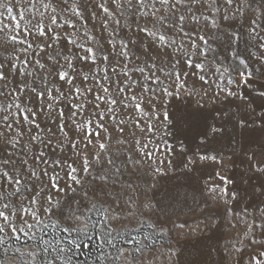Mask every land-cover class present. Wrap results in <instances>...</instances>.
<instances>
[{
    "label": "snow or ice",
    "instance_id": "1",
    "mask_svg": "<svg viewBox=\"0 0 264 264\" xmlns=\"http://www.w3.org/2000/svg\"><path fill=\"white\" fill-rule=\"evenodd\" d=\"M245 21L258 90L209 91ZM144 218L147 264H217L241 222L230 264H264V0H0V264H145Z\"/></svg>",
    "mask_w": 264,
    "mask_h": 264
},
{
    "label": "rangeland",
    "instance_id": "2",
    "mask_svg": "<svg viewBox=\"0 0 264 264\" xmlns=\"http://www.w3.org/2000/svg\"><path fill=\"white\" fill-rule=\"evenodd\" d=\"M27 19V17H26ZM5 23H12L14 24L15 21H5ZM123 23V22H122ZM23 25V22H21ZM97 29L99 22H96ZM79 27V25H77ZM89 27L91 28V24H89ZM237 31L240 33V40L238 45L235 46V52L236 56L235 58H232L230 56V53L232 51L231 47H229L228 42L226 40L221 41H213L212 42V48L214 51L209 54L208 60L213 61L215 63V67L219 68V72H217L215 75L212 74V71L209 70V68H205V80L208 81V84L205 85L206 88H208L209 91L212 90V88L215 86V83H219L221 80H224L226 82L227 78H233L236 79L239 77L240 72H247L251 71L253 69L256 70L255 76H256V82L250 83L247 87H242L239 89L241 93H244L248 96L249 99H251L252 96L255 95L256 90L259 88V69L261 67L260 64H256L254 62V56L259 55V51L254 46V42H251L248 37V28L246 26V21L243 27H238ZM118 39V38H117ZM222 45V47L220 46ZM6 54V53H3ZM225 57H229L225 59ZM195 59V58H193ZM240 60H244L245 63L249 65L248 69H244L243 66L239 63ZM227 69V71H225ZM190 72L194 71L196 73H201V69L194 68L189 69ZM197 77H193L195 79ZM235 111V109H233ZM260 110L257 109V112ZM169 142H172L171 137L169 138ZM229 150L226 148L225 152H228ZM242 171V168L237 167H229L225 170L224 175H226L228 178L233 180V184H236L237 182L243 184L246 186V181L241 179L240 172ZM248 202H251L250 200ZM255 208V205H253V208H249V212H253ZM257 233H259V229L256 230ZM159 228L155 224V220L144 218V222L142 226L139 228V237H151L153 240H155V243L151 245L150 248H145L142 254V259H144L145 264H147L148 258L151 256L154 260H160L158 256L159 251H163L167 244H168V238L159 236L158 235ZM224 232L229 234V237L232 239H225L220 242L219 251H216L214 249L213 251V259L217 262V264H221V258L223 257V264H230V261L232 260V257L228 253V249L231 248L232 244H235L239 241H243L245 244H248V247L245 249V259H247V253L252 251L253 245H251L248 240L246 239L247 233H245V225L241 223H236L235 226L225 227ZM133 235H137L136 232H133ZM256 238H259V235H257ZM23 241H21L22 243ZM147 243V241H146ZM225 245L228 247L226 248ZM129 247L133 245H128Z\"/></svg>",
    "mask_w": 264,
    "mask_h": 264
}]
</instances>
